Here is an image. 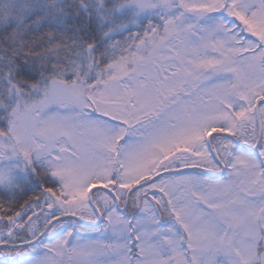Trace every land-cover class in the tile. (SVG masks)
Wrapping results in <instances>:
<instances>
[{
	"label": "snow or ice",
	"instance_id": "snow-or-ice-1",
	"mask_svg": "<svg viewBox=\"0 0 264 264\" xmlns=\"http://www.w3.org/2000/svg\"><path fill=\"white\" fill-rule=\"evenodd\" d=\"M0 257L264 264V0H0Z\"/></svg>",
	"mask_w": 264,
	"mask_h": 264
},
{
	"label": "trees",
	"instance_id": "trees-1",
	"mask_svg": "<svg viewBox=\"0 0 264 264\" xmlns=\"http://www.w3.org/2000/svg\"><path fill=\"white\" fill-rule=\"evenodd\" d=\"M24 199H27V197H24ZM23 201H21V203H22ZM38 210V209H37ZM29 214H31V213H29ZM62 219H67V218H62ZM39 223V222H38ZM5 257H0V259H4Z\"/></svg>",
	"mask_w": 264,
	"mask_h": 264
},
{
	"label": "rangeland",
	"instance_id": "rangeland-1",
	"mask_svg": "<svg viewBox=\"0 0 264 264\" xmlns=\"http://www.w3.org/2000/svg\"><path fill=\"white\" fill-rule=\"evenodd\" d=\"M216 178H219V177H216Z\"/></svg>",
	"mask_w": 264,
	"mask_h": 264
},
{
	"label": "water",
	"instance_id": "water-1",
	"mask_svg": "<svg viewBox=\"0 0 264 264\" xmlns=\"http://www.w3.org/2000/svg\"><path fill=\"white\" fill-rule=\"evenodd\" d=\"M37 212H39V211H37Z\"/></svg>",
	"mask_w": 264,
	"mask_h": 264
}]
</instances>
